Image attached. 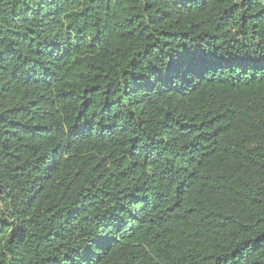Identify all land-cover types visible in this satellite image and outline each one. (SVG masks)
Wrapping results in <instances>:
<instances>
[{"label": "trees", "instance_id": "trees-1", "mask_svg": "<svg viewBox=\"0 0 264 264\" xmlns=\"http://www.w3.org/2000/svg\"><path fill=\"white\" fill-rule=\"evenodd\" d=\"M0 226V264H264V0H0Z\"/></svg>", "mask_w": 264, "mask_h": 264}, {"label": "snow or ice", "instance_id": "snow-or-ice-1", "mask_svg": "<svg viewBox=\"0 0 264 264\" xmlns=\"http://www.w3.org/2000/svg\"><path fill=\"white\" fill-rule=\"evenodd\" d=\"M161 82H163V81H161ZM3 229H2V226H0V231H2ZM99 246V245H98Z\"/></svg>", "mask_w": 264, "mask_h": 264}]
</instances>
